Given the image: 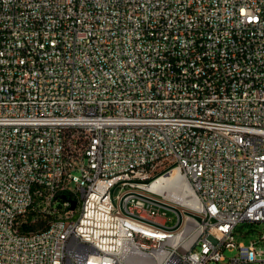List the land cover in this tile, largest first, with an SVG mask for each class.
Wrapping results in <instances>:
<instances>
[{
	"label": "built area",
	"instance_id": "built-area-1",
	"mask_svg": "<svg viewBox=\"0 0 264 264\" xmlns=\"http://www.w3.org/2000/svg\"><path fill=\"white\" fill-rule=\"evenodd\" d=\"M161 166L192 203L151 188ZM244 223L264 225V0H0V264H264Z\"/></svg>",
	"mask_w": 264,
	"mask_h": 264
},
{
	"label": "bare ground",
	"instance_id": "bare-ground-1",
	"mask_svg": "<svg viewBox=\"0 0 264 264\" xmlns=\"http://www.w3.org/2000/svg\"><path fill=\"white\" fill-rule=\"evenodd\" d=\"M156 177L160 178L151 188L155 190L162 189L163 201H170V195L178 190V195H182V197H177L175 200H179L183 204L193 202L192 191L188 187V180L186 178H180L176 168L161 166V169H156ZM32 219H48V212L34 210L32 212ZM134 264H144V262L142 260H134Z\"/></svg>",
	"mask_w": 264,
	"mask_h": 264
},
{
	"label": "rangeland",
	"instance_id": "rangeland-1",
	"mask_svg": "<svg viewBox=\"0 0 264 264\" xmlns=\"http://www.w3.org/2000/svg\"><path fill=\"white\" fill-rule=\"evenodd\" d=\"M119 194H120L119 188H115L112 190L113 198H115ZM167 215L175 216V214L170 211H167ZM263 230H264L263 224H253V225L247 224V223L241 224L237 230V235H236L237 242H244L245 244H248L250 240L257 239L259 236V233L262 232ZM244 234H246L247 236L243 237ZM234 255L235 253L226 252V257L228 258L226 262H223V263L213 262L210 264H233L229 261V259L232 258ZM241 264H245V263H241ZM249 264H258V263H249Z\"/></svg>",
	"mask_w": 264,
	"mask_h": 264
},
{
	"label": "water",
	"instance_id": "water-1",
	"mask_svg": "<svg viewBox=\"0 0 264 264\" xmlns=\"http://www.w3.org/2000/svg\"><path fill=\"white\" fill-rule=\"evenodd\" d=\"M64 199H66V197H63ZM76 208V202L75 201H72V209H75Z\"/></svg>",
	"mask_w": 264,
	"mask_h": 264
}]
</instances>
